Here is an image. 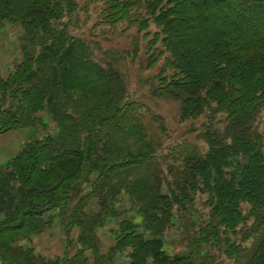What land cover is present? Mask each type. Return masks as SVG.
<instances>
[{"label":"trees","instance_id":"16d2710c","mask_svg":"<svg viewBox=\"0 0 264 264\" xmlns=\"http://www.w3.org/2000/svg\"><path fill=\"white\" fill-rule=\"evenodd\" d=\"M92 2L95 27L137 29L131 50L74 33ZM4 20L25 32L22 60L0 72V133H32L0 165V264H112L128 247L131 264H264V0H0ZM129 58L156 70L151 94L180 103L205 150L174 144L164 119L130 98ZM125 195L143 219H124L105 253L98 229L125 211ZM56 217L64 258L23 244ZM171 231L189 253L165 250Z\"/></svg>","mask_w":264,"mask_h":264},{"label":"rangeland","instance_id":"374dc122","mask_svg":"<svg viewBox=\"0 0 264 264\" xmlns=\"http://www.w3.org/2000/svg\"><path fill=\"white\" fill-rule=\"evenodd\" d=\"M81 4L85 0H80ZM89 8L86 12H81L79 22L77 25H72L74 33L77 35H85L86 37L96 34L99 36V40L107 47H114L120 50H131L133 48L132 34L136 33L137 29L130 27L127 28L128 23L122 22L117 26H110L106 24H101L95 27L97 21H99V14L95 7V3H89ZM154 28V25L152 26ZM24 27L21 24L13 23L9 20H4L2 26L0 27V72L5 73L7 70L14 67L15 62L22 60L21 39L24 34ZM124 72L127 82L128 92L132 100L138 101L142 105V110L147 111V113L160 115L170 132L174 144L178 142H188L195 143L200 148L206 149V144L199 140L195 132H189L186 123L180 122V112L181 105L178 101L172 99H160L154 97L149 89L148 77L152 75L156 70L153 69H143L140 64V60L131 58L126 59L124 62ZM1 95V94H0ZM39 115L49 124V131L54 132L56 129V124L52 120L50 114L47 112H40ZM259 128L264 133V109L260 116ZM32 130L29 128H24L22 133L15 134L17 137L20 135L18 144L12 142L13 138L8 141L0 140L5 144L1 145L0 149H4L8 153L6 155L8 158L16 154L17 149L24 146L30 139ZM167 137L165 141L170 140ZM7 142V144H6ZM165 145V144H164ZM20 146V147H18ZM3 150H0V154ZM264 151V146H263ZM4 152V151H3ZM1 160V159H0ZM90 184H87V189L90 188ZM121 208L125 211L118 216L108 217L103 226L98 229L99 236L101 239V247L103 252H108L110 247L114 244L117 236H122V221L124 219H131L137 223H140L143 219V214L139 213L135 207L132 206L131 200L128 195H125L124 200L121 203ZM51 213H56L55 211ZM139 231L143 232L146 236L148 233L145 231L144 227H140ZM79 229L75 228L70 235L71 239H78ZM69 236L66 233L64 225L61 223L60 218L56 217L51 228L46 230L44 233L33 236L32 240L24 241L25 246H32L35 248L36 252L40 255H44L50 259L64 258L66 256L67 242ZM81 247V244H77ZM164 247L165 250L170 255L175 254H186L190 251V244L186 237L180 232L171 231L164 237ZM132 251L131 247L126 248L123 251H118L114 256L112 264H131L130 253ZM202 253L208 251V247L203 248ZM76 249L70 250V254L73 255ZM92 262H94V255L92 251H88ZM188 256L186 263L194 262V257ZM60 264H65L61 262ZM148 264L152 263V258L149 260ZM223 264V262H222ZM224 264H233V261L225 258Z\"/></svg>","mask_w":264,"mask_h":264},{"label":"crops","instance_id":"0c3cea01","mask_svg":"<svg viewBox=\"0 0 264 264\" xmlns=\"http://www.w3.org/2000/svg\"><path fill=\"white\" fill-rule=\"evenodd\" d=\"M1 96V95H0ZM22 130L23 129H19V130H10V131H7V132H4V133H0V140L4 141H8L9 139L11 140L13 138V141L14 143L18 144V140L20 139V135L17 137L15 134H20L22 133ZM19 138V139H18ZM1 142V141H0ZM7 144V142H6ZM1 145L2 146H5L4 143L1 142ZM20 147V146H18ZM24 146H22L21 148L17 149L16 151V154L13 155L12 157L8 158V156L6 155V153H8L7 151H5L7 149V147L5 146V150L4 149H0V150H3L2 153L0 154V165H5L7 164L13 157H15L23 148Z\"/></svg>","mask_w":264,"mask_h":264}]
</instances>
